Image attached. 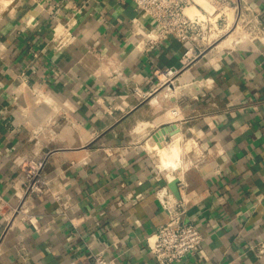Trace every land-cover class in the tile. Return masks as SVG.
Masks as SVG:
<instances>
[{
	"label": "crops",
	"instance_id": "crops-1",
	"mask_svg": "<svg viewBox=\"0 0 264 264\" xmlns=\"http://www.w3.org/2000/svg\"><path fill=\"white\" fill-rule=\"evenodd\" d=\"M251 5L264 24V0ZM140 19L130 0H18L5 12L0 264H91L95 253L156 264L145 239L168 217L154 191L174 177L183 221L203 236L180 264H264V43L185 60L174 38L137 49L152 24ZM56 26L70 35L61 49ZM165 68L178 70L170 90ZM178 133L200 142L202 164L164 169L163 143ZM29 159L43 161L48 191L26 197ZM20 203L27 216L13 214Z\"/></svg>",
	"mask_w": 264,
	"mask_h": 264
},
{
	"label": "built area",
	"instance_id": "built-area-1",
	"mask_svg": "<svg viewBox=\"0 0 264 264\" xmlns=\"http://www.w3.org/2000/svg\"><path fill=\"white\" fill-rule=\"evenodd\" d=\"M18 0H0V21L8 8L15 5ZM139 14L140 20L151 21V28L138 41L136 48L150 50L174 38L187 46L184 53L185 60L196 59L211 51L236 47L246 41H260L264 43V24L260 19L259 10L251 5L252 0H130ZM203 2V3H202ZM191 10V11H190ZM237 37L242 34L233 45H224L231 35ZM70 35L64 28L55 27L53 42L58 49L63 48L69 41ZM178 70L165 68L161 73V85L165 88L173 87ZM166 85V86H165ZM176 109L172 110L177 115ZM192 147L182 157V168L186 165L198 166L202 164L207 155L197 139L189 138ZM23 172L24 195H41L48 191V181L42 175L43 161L29 159L19 162ZM156 167L160 168L156 165ZM168 171V170H166ZM175 178V177H174ZM173 178V179H174ZM161 177H155L160 181ZM180 182V179L177 178ZM154 195L167 214L168 220L145 239L149 254L156 264H180L191 254H199V247L203 236L198 225L185 223L186 213L184 200H176L167 186H157ZM61 202L63 209H68V203L62 202L61 197L54 196ZM5 199L0 195V210ZM121 204V203H120ZM15 215H28L24 203L13 209ZM35 224L33 217L28 218ZM259 256L264 255V242L258 246ZM91 264H117L102 253L92 256Z\"/></svg>",
	"mask_w": 264,
	"mask_h": 264
},
{
	"label": "bare ground",
	"instance_id": "bare-ground-1",
	"mask_svg": "<svg viewBox=\"0 0 264 264\" xmlns=\"http://www.w3.org/2000/svg\"><path fill=\"white\" fill-rule=\"evenodd\" d=\"M203 3V2H202ZM191 11V10H190ZM239 32H237L236 34H233L231 35L228 39H226L224 41V43L220 44L218 47H222L224 45H233L235 42H237L239 40L240 37H242V34L240 33V36L237 37ZM180 134H175L173 137H172V141H171V144H169L170 146L168 147V149H166V153L169 156L168 153H172L173 156L172 158H169L170 161L168 162V165L167 167H165L164 169H167V168H170V169H175L177 167H179V164L183 166V162H182V156L184 155V153L187 151L186 148H182L181 147V142H180ZM190 144L192 146V142L190 141ZM159 145V144H158ZM166 148V147H165ZM186 150V151H185ZM189 150V149H188ZM182 168V167H181Z\"/></svg>",
	"mask_w": 264,
	"mask_h": 264
},
{
	"label": "rangeland",
	"instance_id": "rangeland-1",
	"mask_svg": "<svg viewBox=\"0 0 264 264\" xmlns=\"http://www.w3.org/2000/svg\"><path fill=\"white\" fill-rule=\"evenodd\" d=\"M166 86V85H165ZM173 115V114H172ZM174 116V115H173ZM174 136V135H173ZM172 136V137H173ZM189 140V137H182L181 138V141L180 142H182L181 143V145H182V147H183V149L185 148V143L187 142ZM172 141V140H171ZM171 141H169V142H164L163 144H164V146H162V147H166V149H168V147L170 146L169 144H171ZM145 149H146V147H145ZM146 151H148L147 149H146ZM188 151V150H187ZM148 154L149 155H151V157H152V159H153V161H154V163L159 167V161H160V152H159V150L158 149H156V150H154V151H152V152H149L148 151ZM169 154V158H172V156H173V154L170 152V153H168ZM183 157V156H182ZM174 158V157H173ZM172 158V159H173ZM182 167V165H180L179 164V167H177V168H175V169H172V170H177V169H180ZM160 168V167H159ZM169 169V168H168ZM168 172H169V170H168ZM168 172H166V174L168 173Z\"/></svg>",
	"mask_w": 264,
	"mask_h": 264
},
{
	"label": "water",
	"instance_id": "water-1",
	"mask_svg": "<svg viewBox=\"0 0 264 264\" xmlns=\"http://www.w3.org/2000/svg\"><path fill=\"white\" fill-rule=\"evenodd\" d=\"M162 132L164 133L165 131H162ZM178 183H179V180L177 178H174L172 179V181H170L167 184V187L169 188V190L171 191V193L176 199L180 198L179 190H178Z\"/></svg>",
	"mask_w": 264,
	"mask_h": 264
}]
</instances>
